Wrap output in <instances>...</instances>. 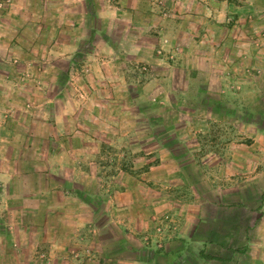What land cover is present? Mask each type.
<instances>
[{
  "label": "rangeland",
  "instance_id": "obj_1",
  "mask_svg": "<svg viewBox=\"0 0 264 264\" xmlns=\"http://www.w3.org/2000/svg\"><path fill=\"white\" fill-rule=\"evenodd\" d=\"M24 1L0 0V29L13 23L16 9L26 6L22 16L29 22H34L35 18L48 20L46 12L57 10L49 0H27L23 4ZM62 4L66 6L64 2ZM96 6L99 11L106 9L105 14L114 16L113 4L105 7L96 3ZM84 9L89 13L93 11L88 4L74 0L72 24L68 25L75 30L76 40L80 41L81 36L82 46H90L91 52L83 54L80 48L75 50L69 66L57 76L55 68L51 67V62L56 59L51 51L50 34L40 38L27 36L33 50L28 52L30 58L21 56V52L10 53L13 54L10 68L0 60V172L4 167L3 154L13 151L1 147L8 126L15 131L13 137L19 138L24 155L19 172L25 190L33 186L37 174L41 175L38 178L41 187L51 185L72 190L66 200L70 208L58 220L64 225L58 233L64 230L61 237L67 234L71 238L66 236L68 241L61 245L63 250L60 251L65 253L59 254L61 262L53 260V264H99L102 255L110 256L105 264H112L122 246L133 248L135 242L150 246L151 237L161 240L168 228L177 227L181 219L188 218L193 204L209 199L231 202L240 196L222 195L220 191L210 193L211 186L222 189L243 186L247 182L256 186L259 183L251 177L263 168V164H254L252 159L248 163L236 161L230 164L213 158L226 156L227 159L229 154L241 156L245 153L225 147L227 140L235 145L252 142L255 148L259 139L264 140L263 97L247 98L241 114L238 111L226 115L222 112L225 106L222 99L206 93L214 72L207 68L201 75L202 70L199 73L193 67L199 64L201 57H197L192 47L185 52V58L190 60L186 70L179 65L185 53L177 37L160 35L156 31L154 36L159 40H144L146 45H153L144 56L127 58L128 52L125 57L119 56L116 51L108 50L111 47L107 44L108 38L98 31L103 29V23L98 26L97 17L88 11L83 17ZM120 24L126 26L117 21V25ZM80 30L87 31L84 38ZM111 36L109 40L115 49L128 48L127 43L120 44L114 34ZM6 37L13 39L11 35ZM237 40L248 43L250 48H259L264 43V30H249L244 38ZM0 41H6L3 35ZM41 48L44 49L40 51ZM94 51L100 52L99 57L89 54ZM5 55L8 57L9 52ZM243 56L254 65L250 61V50ZM207 57L205 60L210 61V55ZM101 58L109 62L102 63ZM24 59L34 62L35 67L25 66ZM100 63L102 67L99 65L101 68L98 69ZM250 68L257 73V69ZM100 72H103L102 76ZM218 72L224 75L227 68H220ZM41 73L46 78L40 76ZM221 85L214 87L221 89ZM240 85L233 81L229 88L237 91ZM53 107L68 112L72 109L73 113L56 121ZM57 122L63 129H54ZM55 142L64 158L49 156V150L56 148ZM33 170L35 174L31 179ZM231 172H239L237 181L228 179ZM11 187L0 178V206L6 199L17 197L13 193L8 198ZM3 189H8L5 195ZM2 216L0 207V224ZM17 217V212L12 209L7 220L13 222ZM18 229L9 224L6 232L16 235ZM1 231L3 226L0 225ZM34 232L33 229L31 233L27 232V237H33ZM123 237L127 239L125 243L118 244ZM56 248L60 247L52 246L49 251H56ZM33 249V244H28L25 250ZM47 258H51L50 253Z\"/></svg>",
  "mask_w": 264,
  "mask_h": 264
},
{
  "label": "crops",
  "instance_id": "obj_2",
  "mask_svg": "<svg viewBox=\"0 0 264 264\" xmlns=\"http://www.w3.org/2000/svg\"><path fill=\"white\" fill-rule=\"evenodd\" d=\"M81 1L93 9L90 13L89 8L88 10L84 9L83 17H86L88 11V14L97 17L98 26L103 23V29L98 31L108 38L107 44L111 46L108 47V50L116 51L119 56L125 57V52L129 54L127 58L136 59L144 56L146 51H150L153 47V45H146L144 40L148 38H152L153 41L159 40V37L154 36L155 31L157 34L172 38L176 36L184 53L186 51L188 53L192 47L197 52V57H201L199 64L196 63L193 67L199 73H201V69L203 72L201 75L207 68L214 72V76L210 74L211 78L208 81L206 93L222 99L225 103L224 110H222L224 114L238 113V111L241 114L244 100L253 96L264 98V72L261 71H264V43L259 48L254 47L255 49H253V46L250 48L248 43L237 40L241 37L244 38L249 30H264V0ZM27 2L25 0L22 3ZM49 2L54 4V8L57 10L49 9L46 12L49 15L48 20L35 18L34 22H29L28 18L22 16L26 12L25 6L24 9H16L17 16L13 17L14 21L7 26L8 28L5 27L6 30L0 29V37L3 35L6 40L0 41V60H3L7 68L11 67L12 58L10 56L14 53L21 52V56L30 58L28 52L33 50L30 49L31 45H28L27 36L40 38L42 35L50 34L52 37L51 51L54 52L53 57L56 59L51 62V67L55 68V76L65 66H69V60L75 50L80 48L83 54L91 52L90 46L85 44L82 46L84 40L82 41L81 36L79 37L80 41L76 40L75 30L68 25L72 24L74 0H55L54 2L49 0ZM63 2L66 4L65 7H63ZM96 3L104 4L105 7L113 4L114 16L105 14L106 9L102 12L99 11ZM107 15L110 16L109 20ZM117 21L124 22L126 26L124 27L122 24L118 26ZM110 22H113V25L109 26ZM80 31L83 33L82 37L87 32L86 30ZM112 34L116 36L117 40H120V44L127 43L128 48L115 49L109 40ZM6 35L13 36V39L7 38ZM235 37L237 39H234ZM5 42L6 44H4ZM249 50L252 52L250 61L254 65L243 58V53ZM7 52H9L8 57L5 55ZM201 52L204 53L203 56ZM99 53V51H94L89 54L96 58ZM186 53L179 64L185 68L184 70L188 69L190 65V60L185 58L187 57ZM206 54L210 55V61L205 60L208 59ZM34 59L35 57H33ZM24 60L25 66L35 67L34 62ZM100 61L102 63L109 62L103 58ZM99 65L102 67L101 63L97 64L98 69L101 68ZM224 67L227 68V72L224 75L219 74L218 70ZM250 67L257 69V73ZM182 68L179 69L182 71ZM102 74L103 72H100L101 76ZM104 75L106 77L107 74ZM40 76L46 78L42 73ZM187 79L189 78L187 77ZM233 81L241 84L239 90L229 88V84ZM211 83H213L212 86ZM215 84H222L223 87L221 85V89H216ZM235 101L236 103H234ZM57 102L58 100L55 101L56 104ZM260 110L261 107L257 111ZM53 111L56 121H62V116L73 113L72 109L68 112V110H61L57 107H53ZM6 128L8 129L7 136L2 137L3 145L1 147L13 149V151L3 154L5 160L0 178L13 186L8 188V198L13 193L17 197L6 199V202L0 206L2 217H4L0 224L3 226V231L0 232V264H53V260L61 262L60 255L65 254L60 251L63 250L61 245L68 241L66 237L68 235L61 237L64 230L58 233L60 227H64L58 220L70 208L69 202L66 200L68 194H72V190L70 187L56 188L51 185L47 188L41 187V182L38 181L41 175L37 174L33 179V186L26 191V188L21 184L22 174L19 172V165L24 160L21 144L19 138L13 137L15 131L11 127L6 126ZM54 129H63V125L59 126L57 122ZM58 146L59 144L55 142L56 148L49 150V156L64 158V154L57 148ZM257 146L255 148L252 142L249 144L240 142L235 145L232 141L228 142L227 140L225 147L230 150L237 148L245 153H242L241 156L232 153L227 159L226 156H213V158L221 163L232 164L236 161L248 163V160L251 162L252 159L254 164H263V168L251 177L259 183L258 185L250 186V182H247L249 186H246L248 184L241 182V184H245L243 186H225L222 189L218 186H211L210 193L220 191L222 195L240 196L233 198L231 202L224 199L225 201L219 203L209 199V201L193 204L188 218L181 219L180 225L177 227L168 228L161 240L151 237L150 246H142L143 244L136 242L133 244V248L122 246L117 251L112 264H264V140L259 139ZM37 163H42V161L37 160ZM238 173L236 172V174ZM34 174L33 170L31 179ZM236 174L231 172L228 179L237 181L239 176ZM256 178L257 180H255ZM245 179L248 180L247 177ZM8 189H3L4 195ZM12 209H15L18 216L13 222L7 220L9 211ZM9 224L19 228L16 235L6 232V227ZM32 229L35 230L34 236L27 237L26 233H31ZM125 239H119L118 244L125 243ZM28 244H33L32 251L25 250ZM48 244H50L49 248L52 246L60 248H56V251H49V248L46 250ZM129 244L131 245V241ZM47 253L51 254V258H47ZM109 259L110 256L102 255L103 262L99 259V264L100 261L101 264H105Z\"/></svg>",
  "mask_w": 264,
  "mask_h": 264
}]
</instances>
